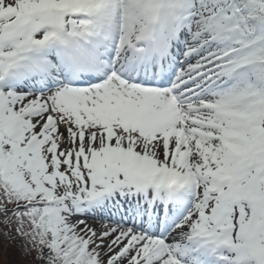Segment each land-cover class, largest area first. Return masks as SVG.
<instances>
[{
    "label": "snow or ice",
    "instance_id": "obj_1",
    "mask_svg": "<svg viewBox=\"0 0 264 264\" xmlns=\"http://www.w3.org/2000/svg\"><path fill=\"white\" fill-rule=\"evenodd\" d=\"M0 236L264 264V0H0Z\"/></svg>",
    "mask_w": 264,
    "mask_h": 264
},
{
    "label": "rangeland",
    "instance_id": "obj_2",
    "mask_svg": "<svg viewBox=\"0 0 264 264\" xmlns=\"http://www.w3.org/2000/svg\"><path fill=\"white\" fill-rule=\"evenodd\" d=\"M10 248L0 243V264H21L23 257L11 253Z\"/></svg>",
    "mask_w": 264,
    "mask_h": 264
},
{
    "label": "trees",
    "instance_id": "obj_3",
    "mask_svg": "<svg viewBox=\"0 0 264 264\" xmlns=\"http://www.w3.org/2000/svg\"><path fill=\"white\" fill-rule=\"evenodd\" d=\"M0 243L4 244L5 246L9 247L10 251L12 254L17 255V256H21L20 253H19V250L17 248V245L20 243L19 240H14L11 244L8 243L7 240L4 239L3 236H0ZM24 259H28L27 257H23V260Z\"/></svg>",
    "mask_w": 264,
    "mask_h": 264
}]
</instances>
